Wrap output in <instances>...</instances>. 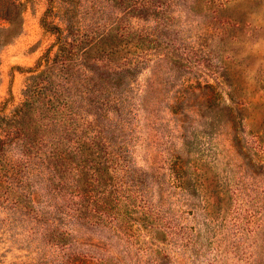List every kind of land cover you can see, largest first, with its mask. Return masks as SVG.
Instances as JSON below:
<instances>
[{"label":"rangeland","instance_id":"374dc122","mask_svg":"<svg viewBox=\"0 0 264 264\" xmlns=\"http://www.w3.org/2000/svg\"><path fill=\"white\" fill-rule=\"evenodd\" d=\"M146 1H76L79 25L118 35L117 68L145 65L90 84L103 114L0 173V264H264V0H174L158 52L127 36L155 27L129 14ZM19 2L23 32L0 52L9 110L55 42L48 0H0V28Z\"/></svg>","mask_w":264,"mask_h":264},{"label":"trees","instance_id":"16d2710c","mask_svg":"<svg viewBox=\"0 0 264 264\" xmlns=\"http://www.w3.org/2000/svg\"><path fill=\"white\" fill-rule=\"evenodd\" d=\"M56 1L48 0L42 18L44 30L55 37L54 44L35 67L25 71L29 76L21 103L11 110L8 102L0 103V173L14 174L45 159L46 148L53 146L55 140H63L78 112L89 114L94 109L99 111L98 115L103 114L111 104L109 100L106 103L97 100L99 92L90 89V84L118 85L137 75L145 65L138 60L117 68L114 55L118 35L102 23L97 24L98 20L84 28L79 25L77 0H60L57 10ZM152 4L153 0H147L143 6L133 5L128 11L138 19L153 20L155 27L131 31L127 36L134 47L143 44L147 50L158 52L155 46L167 38L174 20L171 12L174 0ZM25 7L26 3L19 2L14 10H8L7 26L0 28V52L22 34ZM50 18L61 24L50 22Z\"/></svg>","mask_w":264,"mask_h":264}]
</instances>
